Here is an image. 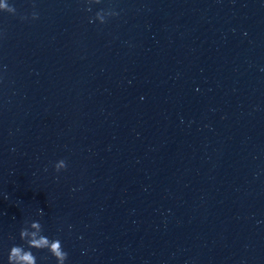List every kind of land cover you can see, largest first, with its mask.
<instances>
[{
  "label": "water",
  "instance_id": "1",
  "mask_svg": "<svg viewBox=\"0 0 264 264\" xmlns=\"http://www.w3.org/2000/svg\"><path fill=\"white\" fill-rule=\"evenodd\" d=\"M10 2L0 261L39 218L66 264H264V0Z\"/></svg>",
  "mask_w": 264,
  "mask_h": 264
},
{
  "label": "clouds",
  "instance_id": "2",
  "mask_svg": "<svg viewBox=\"0 0 264 264\" xmlns=\"http://www.w3.org/2000/svg\"><path fill=\"white\" fill-rule=\"evenodd\" d=\"M87 8L91 10L93 3H99L100 0H84ZM0 13L15 14L16 8L10 0H0ZM118 15L114 7L99 8L91 20H96L103 24L111 17ZM39 12L33 5V9L28 16H21V19H36ZM67 167L65 159L61 158L54 163V169L59 172ZM38 212L42 213L43 210L39 209ZM71 225H69V228ZM12 243L7 247V264H39L36 251L46 250L55 264H66L68 260V251L65 249L62 239L58 235H49L44 225L39 218L26 219L20 226L18 231V241L15 236L11 237ZM3 264V261H0Z\"/></svg>",
  "mask_w": 264,
  "mask_h": 264
}]
</instances>
